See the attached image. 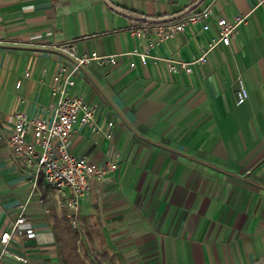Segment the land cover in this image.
Masks as SVG:
<instances>
[{
	"label": "crops",
	"instance_id": "obj_1",
	"mask_svg": "<svg viewBox=\"0 0 264 264\" xmlns=\"http://www.w3.org/2000/svg\"><path fill=\"white\" fill-rule=\"evenodd\" d=\"M108 1L136 16L194 6L190 12L209 8L247 22L186 73L169 70L166 58L199 52L206 36L190 43V28L144 64L132 51L144 49L156 23L105 0H0V235L23 214L6 248L28 259L1 254L0 242V264H264V7L258 0ZM209 33L216 34L212 22ZM64 49L117 57L73 72L70 93L96 105L102 130L76 125L69 150L98 162L119 154L117 169L79 200L75 226L66 215L68 190L42 176L34 181V169L4 139L19 112L52 118V76L73 66ZM238 78L249 92L241 104Z\"/></svg>",
	"mask_w": 264,
	"mask_h": 264
},
{
	"label": "built area",
	"instance_id": "obj_2",
	"mask_svg": "<svg viewBox=\"0 0 264 264\" xmlns=\"http://www.w3.org/2000/svg\"><path fill=\"white\" fill-rule=\"evenodd\" d=\"M259 5L264 7V0H258ZM211 22L216 28V34H210ZM247 22V16L237 14L232 18L224 15H214L209 8L188 12L178 19L156 23L152 27L148 43L142 51L133 49L132 53L138 54L141 63H147L149 57H154L153 50L166 40L174 38L186 28L192 31L188 38L190 43H197L198 35H205L204 42L199 44V52L194 53L187 60L176 59L173 56L166 58V63L171 71H176L179 66L186 73H190L196 66L204 63L210 52L219 44L229 45L240 25ZM199 25L198 31L194 26ZM140 30L137 34H141ZM72 59V69L66 66L54 73L52 76V95L54 101L50 105L53 116L50 120L38 117H29L23 113H17L14 123L9 127V134L4 137L6 143L12 148L15 156L22 160L27 166L34 169V181L42 176L47 184L57 190H68L64 203L67 207L66 215L73 226L77 223V208L79 200L85 196L95 179L105 177L110 171L118 167L119 154L113 152L102 162H98L83 155H74L69 150V141L75 131V126H85L91 132L102 130L97 119V107L83 99L80 95L70 93L75 85L73 72L80 67L95 63L107 65L117 61L112 54H100L96 51L90 54L78 55L72 49L65 50ZM135 63L131 62L130 66ZM29 75V72H26ZM20 82L16 83L19 86ZM249 97L248 89L241 78H238L236 90V103L241 104ZM113 121L109 120L106 125L105 136H112L111 126ZM0 138L3 135L0 134ZM24 208V205H21ZM25 222V216L20 214L14 220L11 231L6 230L0 235L2 243L1 254H7L16 260L26 263L28 259L21 255L10 253L6 248L11 232L18 231L19 225ZM25 233L34 237L35 231L28 227Z\"/></svg>",
	"mask_w": 264,
	"mask_h": 264
},
{
	"label": "water",
	"instance_id": "obj_3",
	"mask_svg": "<svg viewBox=\"0 0 264 264\" xmlns=\"http://www.w3.org/2000/svg\"><path fill=\"white\" fill-rule=\"evenodd\" d=\"M107 2V4L109 6H111L115 11L125 15V16H128L132 19H135V20H142V21H145V22H151V23H161V22H166V21H171V20H174V19H178L180 17H182L183 15L187 14L188 12H190V10L194 7H190L188 9H185L183 11H180L176 14H173L171 16H165V17H148V16H136V15H133V14H130V13H127L123 10H121L120 8H118L117 6L113 5L112 3H110L108 0H105ZM202 0H197L196 4L201 2Z\"/></svg>",
	"mask_w": 264,
	"mask_h": 264
},
{
	"label": "trees",
	"instance_id": "obj_4",
	"mask_svg": "<svg viewBox=\"0 0 264 264\" xmlns=\"http://www.w3.org/2000/svg\"><path fill=\"white\" fill-rule=\"evenodd\" d=\"M141 22L148 23V22H145V21H141Z\"/></svg>",
	"mask_w": 264,
	"mask_h": 264
}]
</instances>
